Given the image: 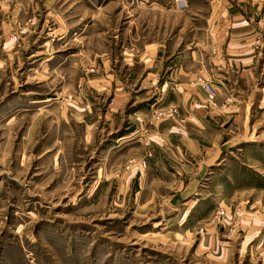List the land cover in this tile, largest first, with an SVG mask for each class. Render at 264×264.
I'll use <instances>...</instances> for the list:
<instances>
[{
    "label": "rangeland",
    "instance_id": "1",
    "mask_svg": "<svg viewBox=\"0 0 264 264\" xmlns=\"http://www.w3.org/2000/svg\"><path fill=\"white\" fill-rule=\"evenodd\" d=\"M186 12L0 0V264H264L260 102L205 107L237 104L209 134L228 142L222 160L188 194L174 164L153 161L156 128L191 104L151 85V44L186 33Z\"/></svg>",
    "mask_w": 264,
    "mask_h": 264
},
{
    "label": "crops",
    "instance_id": "2",
    "mask_svg": "<svg viewBox=\"0 0 264 264\" xmlns=\"http://www.w3.org/2000/svg\"><path fill=\"white\" fill-rule=\"evenodd\" d=\"M186 13L196 22L187 24L186 33L182 35V27L176 39L150 45L155 62L163 61L160 69L150 71L151 85L159 82L163 98L173 95L172 102L191 104L190 108L182 105L180 115L161 120L154 136L162 138L161 142L150 146L155 165L174 164L170 179L185 184L178 196L188 194L189 182H200L210 174L213 164L222 160L218 157L228 142L215 146L209 134L214 130L221 135L224 120L234 116L237 104L228 103L231 109H222L227 97L231 96L232 102H248L247 107L260 102L257 108H264V0H189ZM196 77L212 82L217 102L223 107L208 109L205 114V107L212 105L204 89L194 85ZM244 117L253 121L249 111ZM211 119L220 123V128L212 125Z\"/></svg>",
    "mask_w": 264,
    "mask_h": 264
},
{
    "label": "built area",
    "instance_id": "3",
    "mask_svg": "<svg viewBox=\"0 0 264 264\" xmlns=\"http://www.w3.org/2000/svg\"><path fill=\"white\" fill-rule=\"evenodd\" d=\"M171 4H172L173 8H175L176 10H179V11H186L189 8V0H171ZM196 82L207 93L209 101H210V104L212 106H216L217 107L219 105V103L217 102L216 90H215V87L212 84V82H210L209 80H207L206 78H203V77H199ZM230 100L231 99H229V98L227 99V101H230ZM158 111L155 112L154 117H157V118H168V117H170L172 115L177 114V110L173 109V108L168 109V110L161 109V110H158Z\"/></svg>",
    "mask_w": 264,
    "mask_h": 264
}]
</instances>
